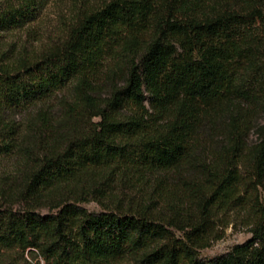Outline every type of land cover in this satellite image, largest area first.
<instances>
[{
	"label": "trees",
	"instance_id": "trees-1",
	"mask_svg": "<svg viewBox=\"0 0 264 264\" xmlns=\"http://www.w3.org/2000/svg\"><path fill=\"white\" fill-rule=\"evenodd\" d=\"M68 2L0 0V264H264V0Z\"/></svg>",
	"mask_w": 264,
	"mask_h": 264
},
{
	"label": "rangeland",
	"instance_id": "rangeland-1",
	"mask_svg": "<svg viewBox=\"0 0 264 264\" xmlns=\"http://www.w3.org/2000/svg\"><path fill=\"white\" fill-rule=\"evenodd\" d=\"M63 1L64 4L62 12L56 9L54 6H51L47 8L44 13L46 19V28H48L50 31H54V29L56 31L59 28V21L61 20V18L68 15L69 2L68 0ZM259 122L260 126H263L264 117H262ZM256 138V131H254L251 133L250 142L255 141ZM261 193L264 197V191H261ZM86 207L91 212H96L100 210V207L97 203L87 204ZM232 221V224H230V226L224 231V238L219 240V242H216L211 248L202 251V257L209 259L219 258V256L228 253L234 247L252 238L251 234L249 233V228L245 225L244 221H242L240 215L232 218Z\"/></svg>",
	"mask_w": 264,
	"mask_h": 264
}]
</instances>
